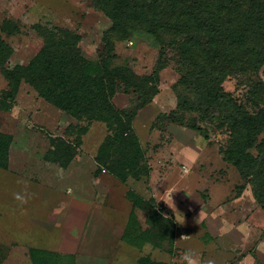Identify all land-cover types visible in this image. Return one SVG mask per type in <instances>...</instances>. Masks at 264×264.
Returning <instances> with one entry per match:
<instances>
[{"label": "rangeland", "instance_id": "374dc122", "mask_svg": "<svg viewBox=\"0 0 264 264\" xmlns=\"http://www.w3.org/2000/svg\"><path fill=\"white\" fill-rule=\"evenodd\" d=\"M5 24L15 31L3 30ZM35 24L74 30L81 54L98 60L111 21L90 0H0V39L12 50L8 68L27 63L41 47ZM157 50L142 30L116 47L138 75L152 69ZM174 64L170 58L158 71L157 93L143 108L137 110L138 93L123 92L122 84L113 97L118 108L136 110L132 127L145 156L137 176L125 181L94 158L107 134L101 122L80 136L66 166L46 159L56 136L74 140L75 129H66L77 122L26 83L19 86L12 108L0 118L1 129L12 134L7 168L0 167V264H32L30 248L75 264H150L147 258L184 264L186 249L194 250L197 264H264V205L224 159L228 131L200 119L197 111L177 109ZM257 80L264 84V63L250 79L229 77L222 86L255 110L263 101L253 92ZM7 88L0 73V93ZM180 118L200 130L174 120ZM130 193L141 198L140 207L133 206ZM151 206L174 223L172 240L159 247L130 245L125 239L147 228Z\"/></svg>", "mask_w": 264, "mask_h": 264}, {"label": "trees", "instance_id": "16d2710c", "mask_svg": "<svg viewBox=\"0 0 264 264\" xmlns=\"http://www.w3.org/2000/svg\"><path fill=\"white\" fill-rule=\"evenodd\" d=\"M90 5L111 21L101 37L98 60L81 54L80 36L74 30L35 24L41 47L27 63L8 68L5 64L12 50L0 39V73L8 85L0 93V118L12 108L19 86L26 83L77 122L66 129H75V135L69 133L74 140L56 136L46 159L66 166L80 136L92 122H101L107 134L94 158L125 181L137 176L145 156L132 127L136 110L118 108L113 97L122 84L123 92L138 93L137 110L146 106L157 93L158 71L171 58L179 74L177 109L197 111L200 119L228 131V143L221 149L224 159L237 169L256 203L263 206L264 137L260 135L264 131V84L252 81L255 96L261 95L263 101L255 110H248L222 83L229 77L250 79L264 63V0H90ZM2 29L15 31L12 24ZM136 30L150 34L158 49L152 69L142 75L116 52L117 44ZM174 120L200 130L193 122ZM11 141L12 134L0 127L1 168H7ZM130 194L133 206L140 207L141 198ZM153 209L151 206L147 228L136 229L137 234L125 239L130 245L159 247L163 240H172L174 223ZM29 253L32 264H75L38 248H30Z\"/></svg>", "mask_w": 264, "mask_h": 264}, {"label": "clouds", "instance_id": "9594fccd", "mask_svg": "<svg viewBox=\"0 0 264 264\" xmlns=\"http://www.w3.org/2000/svg\"><path fill=\"white\" fill-rule=\"evenodd\" d=\"M195 255L196 254L194 250L186 249L181 256V260L184 262V264H197ZM209 264H213V262L209 261Z\"/></svg>", "mask_w": 264, "mask_h": 264}, {"label": "crops", "instance_id": "0c3cea01", "mask_svg": "<svg viewBox=\"0 0 264 264\" xmlns=\"http://www.w3.org/2000/svg\"><path fill=\"white\" fill-rule=\"evenodd\" d=\"M157 262H160V263H163V264H167V263L164 262V261H157ZM147 263H150V264H151L152 262H151V260L149 261V259L147 258Z\"/></svg>", "mask_w": 264, "mask_h": 264}]
</instances>
